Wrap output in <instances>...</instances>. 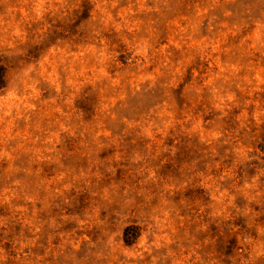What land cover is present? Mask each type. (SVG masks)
I'll return each mask as SVG.
<instances>
[{"label":"rangeland","instance_id":"1","mask_svg":"<svg viewBox=\"0 0 264 264\" xmlns=\"http://www.w3.org/2000/svg\"><path fill=\"white\" fill-rule=\"evenodd\" d=\"M0 264H264V0H0Z\"/></svg>","mask_w":264,"mask_h":264},{"label":"trees","instance_id":"2","mask_svg":"<svg viewBox=\"0 0 264 264\" xmlns=\"http://www.w3.org/2000/svg\"><path fill=\"white\" fill-rule=\"evenodd\" d=\"M134 236H135V234H134ZM131 237H132V236H131ZM126 243H129V241L126 240Z\"/></svg>","mask_w":264,"mask_h":264}]
</instances>
